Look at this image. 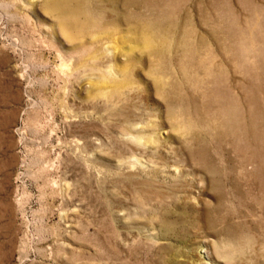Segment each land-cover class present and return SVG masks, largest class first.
Returning <instances> with one entry per match:
<instances>
[{
    "label": "rangeland",
    "instance_id": "1",
    "mask_svg": "<svg viewBox=\"0 0 264 264\" xmlns=\"http://www.w3.org/2000/svg\"><path fill=\"white\" fill-rule=\"evenodd\" d=\"M45 2L0 0V264H256L264 0H145L152 61Z\"/></svg>",
    "mask_w": 264,
    "mask_h": 264
},
{
    "label": "bare ground",
    "instance_id": "2",
    "mask_svg": "<svg viewBox=\"0 0 264 264\" xmlns=\"http://www.w3.org/2000/svg\"><path fill=\"white\" fill-rule=\"evenodd\" d=\"M145 0H46L45 6L48 12L57 18L59 22L67 29L77 30L81 34H95L96 32H106L107 29L111 28L114 31L120 32V34H127V36L121 37L122 43H128L129 39L132 42H138L139 54H146L150 61L154 60V55L159 54L162 47V40H159L154 33V30L145 28L144 32L137 34L136 36H128L132 34V23L139 22L147 23L146 18L141 12V7L145 5ZM108 10L115 11V17L112 19H107L106 13ZM120 26H124V29H120ZM104 30V31H103ZM119 34V33H118ZM94 38V37H93ZM107 44V43H106ZM133 49L128 48L123 54L126 59L127 64L136 66L137 60L134 58ZM74 59L69 58V62ZM124 85V80L117 82L116 88ZM243 114V111L240 110ZM204 125L209 127L213 131L214 135L218 138L222 130L218 129V124L212 123L209 120L204 121ZM228 132L234 131L236 129L238 135L242 139H247L251 136L252 131H246L242 129V125H228L225 128ZM260 156L258 155V159ZM223 233L222 231H220ZM230 234V231L228 232ZM233 235L231 236V238ZM243 249H238L237 253L240 257L243 255ZM227 254L231 253L230 249H226ZM200 253V254H199ZM195 252L194 261L198 264H203L204 259L209 258L208 251L206 249ZM264 256V253H256L255 256H247V260L250 263L255 262L256 264H261L258 258ZM167 262V259H166ZM243 263L244 261L241 260ZM171 261L168 260L167 264Z\"/></svg>",
    "mask_w": 264,
    "mask_h": 264
}]
</instances>
